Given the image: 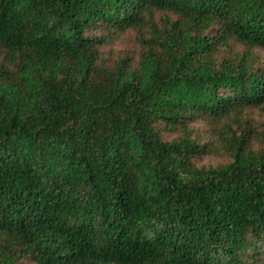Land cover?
Wrapping results in <instances>:
<instances>
[{
	"label": "trees",
	"instance_id": "1",
	"mask_svg": "<svg viewBox=\"0 0 264 264\" xmlns=\"http://www.w3.org/2000/svg\"><path fill=\"white\" fill-rule=\"evenodd\" d=\"M262 52L264 0H0V264H264Z\"/></svg>",
	"mask_w": 264,
	"mask_h": 264
},
{
	"label": "rangeland",
	"instance_id": "2",
	"mask_svg": "<svg viewBox=\"0 0 264 264\" xmlns=\"http://www.w3.org/2000/svg\"><path fill=\"white\" fill-rule=\"evenodd\" d=\"M137 44L132 32H126L120 34L117 38L110 40L109 44L104 47L105 55L109 57H117L124 55H136ZM262 57H264V52H262ZM218 157L210 158L205 157L203 160L198 161L199 165L216 163Z\"/></svg>",
	"mask_w": 264,
	"mask_h": 264
}]
</instances>
